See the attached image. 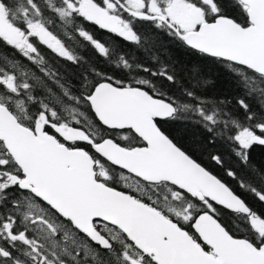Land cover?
Returning <instances> with one entry per match:
<instances>
[{
  "label": "snow or ice",
  "instance_id": "6c2138e0",
  "mask_svg": "<svg viewBox=\"0 0 264 264\" xmlns=\"http://www.w3.org/2000/svg\"><path fill=\"white\" fill-rule=\"evenodd\" d=\"M164 39L236 94L120 44ZM255 145L264 0H0V264H264Z\"/></svg>",
  "mask_w": 264,
  "mask_h": 264
},
{
  "label": "trees",
  "instance_id": "16d2710c",
  "mask_svg": "<svg viewBox=\"0 0 264 264\" xmlns=\"http://www.w3.org/2000/svg\"><path fill=\"white\" fill-rule=\"evenodd\" d=\"M103 39L111 42L108 35H104ZM120 44L123 51L135 56L139 62L145 65L155 67L153 61L149 59L152 54H155L160 57L161 61L175 66L178 71L184 74L190 73L194 65L198 66L199 71L197 73V78H203L209 81L201 93L208 98L230 97L236 94L235 85L232 83V77L225 68L167 39H164L160 46L151 48L148 53H145L143 50H138L134 45L124 42H120ZM83 54L88 57L95 56L91 48ZM97 59L99 60V58ZM100 66L103 67V64L101 63ZM193 131L194 129L191 126L176 125L174 128V135L182 139L185 143H190ZM213 150L219 151L224 155L226 164L234 166L235 162L228 155L227 145H216ZM250 154L253 161L264 159V146L255 145L253 149L250 150ZM201 158L207 163L206 156ZM212 167L215 168L216 166L212 165ZM249 202L253 203L256 208L264 207L252 201L251 198H249Z\"/></svg>",
  "mask_w": 264,
  "mask_h": 264
}]
</instances>
